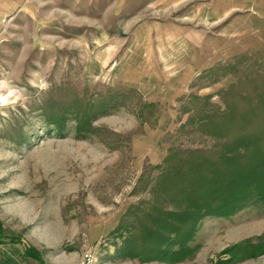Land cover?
Masks as SVG:
<instances>
[{
	"label": "rangeland",
	"instance_id": "rangeland-1",
	"mask_svg": "<svg viewBox=\"0 0 264 264\" xmlns=\"http://www.w3.org/2000/svg\"><path fill=\"white\" fill-rule=\"evenodd\" d=\"M12 7L0 26V264L84 252L94 264H264L260 195L245 186L223 205L216 191L200 207L189 184L218 163L224 187L221 157L264 141V0Z\"/></svg>",
	"mask_w": 264,
	"mask_h": 264
},
{
	"label": "trees",
	"instance_id": "trees-1",
	"mask_svg": "<svg viewBox=\"0 0 264 264\" xmlns=\"http://www.w3.org/2000/svg\"><path fill=\"white\" fill-rule=\"evenodd\" d=\"M253 141L258 142V147L250 149V142ZM241 143L243 144L245 154H237L235 156L224 155L221 157L224 163L227 162L224 166V168L227 166V170L225 171L231 173V176L228 179L220 178V184L226 182L224 187L219 186L215 178L218 175V163H210L209 166H205L204 168H207L203 169L199 176L189 183L195 184V187L198 190L201 189L200 191L203 193L198 206H207L208 200L215 197L213 193L216 191H221V193L216 195L226 194L225 198L228 199V201H225L223 205L232 203L242 197L243 193L238 194V192L242 191L245 186V191H248L251 188V190L256 191L260 195V198L264 202V141H262L259 135L255 134L252 136L249 135L247 138H244V140L241 139ZM221 171L223 172V169H221ZM235 173L239 178H236L235 181L238 182H236L233 187L232 181ZM241 181L246 182V184L242 185L241 188H237V185H239ZM196 184L199 185V187ZM188 188H190V186L184 187L183 189L186 190ZM206 211L210 212L211 210L207 208ZM158 246L155 247L156 250L161 249L159 248L160 246Z\"/></svg>",
	"mask_w": 264,
	"mask_h": 264
},
{
	"label": "crops",
	"instance_id": "crops-1",
	"mask_svg": "<svg viewBox=\"0 0 264 264\" xmlns=\"http://www.w3.org/2000/svg\"><path fill=\"white\" fill-rule=\"evenodd\" d=\"M12 1L13 0H0V26L4 19V17L10 15L12 13ZM126 260H112V259H103L97 264H134L132 263H126ZM168 264V263H167Z\"/></svg>",
	"mask_w": 264,
	"mask_h": 264
},
{
	"label": "built area",
	"instance_id": "built-area-1",
	"mask_svg": "<svg viewBox=\"0 0 264 264\" xmlns=\"http://www.w3.org/2000/svg\"><path fill=\"white\" fill-rule=\"evenodd\" d=\"M74 264H94V256L91 252H84Z\"/></svg>",
	"mask_w": 264,
	"mask_h": 264
},
{
	"label": "bare ground",
	"instance_id": "bare-ground-1",
	"mask_svg": "<svg viewBox=\"0 0 264 264\" xmlns=\"http://www.w3.org/2000/svg\"><path fill=\"white\" fill-rule=\"evenodd\" d=\"M2 104H4V103H2Z\"/></svg>",
	"mask_w": 264,
	"mask_h": 264
}]
</instances>
